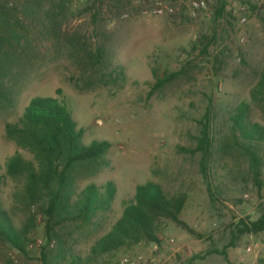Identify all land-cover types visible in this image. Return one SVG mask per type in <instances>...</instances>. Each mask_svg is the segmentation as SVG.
Returning a JSON list of instances; mask_svg holds the SVG:
<instances>
[{"label": "rangeland", "instance_id": "374dc122", "mask_svg": "<svg viewBox=\"0 0 264 264\" xmlns=\"http://www.w3.org/2000/svg\"><path fill=\"white\" fill-rule=\"evenodd\" d=\"M55 1L58 8L49 16L57 25L52 22V30L38 25L27 34L17 48L19 59L0 84V199L20 224L27 215L16 199L21 182L6 175L5 163L14 153L27 159L32 155L5 137L4 126L21 116L31 98L56 97L84 130L83 144L110 143L108 165L101 172H73L74 192L111 181L115 197L105 219L88 226L68 223L58 231L59 240L46 244L50 264H127L125 259L130 264H228L222 255L208 251L221 250L235 224L255 219L264 207V162L259 189L246 156L232 142L228 122L233 109L246 102L251 119L264 124L249 99L264 65V0H251L254 11H241L243 24L228 15L239 12L232 0L219 19L217 0H205L207 10L194 18L188 13L191 0H161L171 5L172 14L155 13L158 0ZM42 2L47 9L53 5L52 0ZM81 44L88 49L103 45L110 63L105 72L114 69L120 72L118 78L91 79L76 54ZM177 72L153 88L158 78ZM207 110L216 142L205 179L200 154L190 150ZM261 156L264 160V151ZM146 182L160 185L168 196L187 195L179 217L193 234L163 220L158 243L92 256L91 247L119 218L124 201ZM36 224L29 253L0 245V264H42L46 239L41 216ZM227 258L233 264H264V232L242 235L227 248Z\"/></svg>", "mask_w": 264, "mask_h": 264}, {"label": "trees", "instance_id": "16d2710c", "mask_svg": "<svg viewBox=\"0 0 264 264\" xmlns=\"http://www.w3.org/2000/svg\"><path fill=\"white\" fill-rule=\"evenodd\" d=\"M52 1L53 5L47 9L42 0H0V84L19 59L17 48L27 34L36 27L39 28L38 25L53 29L49 13L53 14L58 4L55 0ZM228 2L229 0H217L216 19L224 16ZM239 3L251 11L256 9L251 0H239ZM96 14L93 15L94 19ZM228 15L235 19L230 13ZM78 50L76 54L79 55V63L84 67L88 66L91 79L100 75L101 81L109 77L108 80L112 82L120 75L114 69L105 72L110 63L103 45L88 49L85 44H81ZM177 74L179 72L158 78L153 88H159ZM59 92L56 91L57 94ZM249 99L264 119V65L249 91ZM228 122L232 142L246 156L248 170L260 189V169L264 162L261 156L264 151V124L251 119V105L246 102L239 103L233 109ZM199 124L196 145L190 152L200 154L201 173L206 179V163L216 142L209 110L204 113ZM83 134L84 130L77 127L68 108L51 96L31 98L21 116L15 122L5 124V137L29 152L32 159L14 153L5 163L6 175L21 182V189L15 198L27 215L17 224L13 210L7 208L0 199V245L27 255L31 232L37 225L38 216H41L46 239L44 246H41V260L42 264H50L46 244L59 240L58 231L64 225L74 223L88 226L105 219L110 213L115 197L113 182L108 181L103 186L88 184L79 192H74L73 172L76 168H83L94 175L108 165L105 155L110 143L94 140L86 145L82 143ZM3 180L4 175L0 173V186ZM186 199L185 193L168 196L154 182L137 185L133 197L124 201L119 218L91 247V255L97 257L111 254L139 243H158L163 220H170L193 234V230L179 217ZM262 232L264 207L259 209L255 219L247 217L238 221L229 243L219 251H208V254L222 255L228 264H233L228 261L227 248L234 247L244 234L256 235Z\"/></svg>", "mask_w": 264, "mask_h": 264}, {"label": "built area", "instance_id": "2783aa9c", "mask_svg": "<svg viewBox=\"0 0 264 264\" xmlns=\"http://www.w3.org/2000/svg\"><path fill=\"white\" fill-rule=\"evenodd\" d=\"M237 6L239 12L237 11H232L231 15L237 19L238 23L243 24L245 22V17L240 16L241 11H244L246 6L241 5L239 3V0H232V6ZM208 8L207 2L205 0H191L189 2L188 5V13L190 15V17H197L199 13H203L204 11H206ZM154 9H155V13L157 14H172L173 13V8L171 7V5L166 4L165 2L158 0L156 1L155 5H154ZM156 245H155V249H156ZM125 263H129L130 262L125 259L124 260Z\"/></svg>", "mask_w": 264, "mask_h": 264}]
</instances>
